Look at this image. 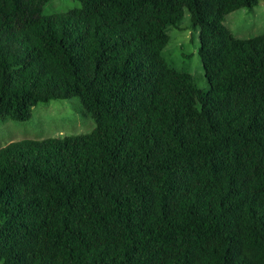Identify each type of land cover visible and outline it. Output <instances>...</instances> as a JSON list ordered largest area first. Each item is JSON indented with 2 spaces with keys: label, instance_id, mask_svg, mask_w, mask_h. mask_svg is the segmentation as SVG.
Returning a JSON list of instances; mask_svg holds the SVG:
<instances>
[{
  "label": "trees",
  "instance_id": "1",
  "mask_svg": "<svg viewBox=\"0 0 264 264\" xmlns=\"http://www.w3.org/2000/svg\"><path fill=\"white\" fill-rule=\"evenodd\" d=\"M0 0V120L79 98L96 126L0 148V264H264L259 0ZM188 10L204 91L163 56Z\"/></svg>",
  "mask_w": 264,
  "mask_h": 264
},
{
  "label": "rangeland",
  "instance_id": "2",
  "mask_svg": "<svg viewBox=\"0 0 264 264\" xmlns=\"http://www.w3.org/2000/svg\"><path fill=\"white\" fill-rule=\"evenodd\" d=\"M80 6L76 0H51L46 13L68 10ZM225 25L237 38H250L264 34V0L252 8H241L227 15ZM170 41L163 56L178 71L190 73L199 88L209 90L204 66L199 53V28L192 26L188 10L179 27L168 28ZM94 119L84 113L79 98L56 99L39 103L32 117L26 121L0 120V148L23 139H46L91 132Z\"/></svg>",
  "mask_w": 264,
  "mask_h": 264
}]
</instances>
